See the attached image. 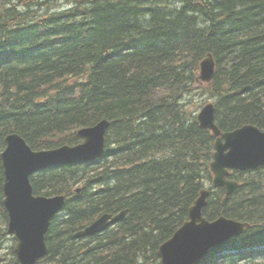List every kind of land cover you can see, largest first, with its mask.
<instances>
[{
  "label": "trees",
  "instance_id": "obj_1",
  "mask_svg": "<svg viewBox=\"0 0 264 264\" xmlns=\"http://www.w3.org/2000/svg\"><path fill=\"white\" fill-rule=\"evenodd\" d=\"M208 54L214 76L198 86ZM196 91L222 132L264 131V0H0V154L9 134L47 150L109 122L100 158L30 176L35 195L65 197L44 261L160 264L159 246L212 180L215 137L196 121ZM230 178L236 191L222 205L224 189L210 188L203 216L251 227L200 264H264V168ZM2 184L0 162V243ZM123 210L103 234L73 238ZM13 252L1 264H18Z\"/></svg>",
  "mask_w": 264,
  "mask_h": 264
},
{
  "label": "water",
  "instance_id": "obj_2",
  "mask_svg": "<svg viewBox=\"0 0 264 264\" xmlns=\"http://www.w3.org/2000/svg\"><path fill=\"white\" fill-rule=\"evenodd\" d=\"M199 80L208 83L214 76V61L211 55L203 60ZM202 129L211 130L216 136L214 158L210 164L212 185L225 188V203L237 188V182L228 180L230 170L247 171L264 167V132L257 127L244 125L232 132L221 133L215 124L213 104L206 105L198 114ZM108 123L102 122L78 136L84 143L44 151H32L18 136L5 138L6 148L1 154L3 167L4 206L9 217V233L15 234L17 259L20 264H36L46 256L48 249L45 234L50 220L64 206V197H35L29 181L32 173L75 162H89L104 152L105 133ZM208 192L189 209V219L165 242L159 251L161 264H200L214 248L240 235L248 224L220 217L208 221L202 216ZM125 213L113 218L103 215L92 225L78 232L75 237L91 236L105 230L109 225L124 218Z\"/></svg>",
  "mask_w": 264,
  "mask_h": 264
},
{
  "label": "bare ground",
  "instance_id": "obj_3",
  "mask_svg": "<svg viewBox=\"0 0 264 264\" xmlns=\"http://www.w3.org/2000/svg\"><path fill=\"white\" fill-rule=\"evenodd\" d=\"M57 5V8H56V10L58 9V8H60L61 7V5H63V3H61L60 1H59V4H56ZM60 5V6H59ZM209 55H211V54H208L204 59H206ZM211 57H212V55H211ZM203 59V60H204ZM203 60L201 61V63L203 62ZM214 61V60H213ZM200 63V69H199V75H198V77H197V79L195 80V83H198L199 85L198 86H201V85H204V84H206V83H204V82H202V81H200L199 80V76L201 75V72H202V64ZM198 86H195V88H197ZM208 104H213V102H210V101H208L207 103H205L204 105H202L201 106V108L196 112V121H197V123H198V125H199V127H200V124H199V121H198V114L202 111V109L206 106V105H208ZM213 106H214V104H213ZM214 109H215V106H214ZM102 122H107L108 123V126H109V122L107 121V120H102V121H100V122H98L97 124H95L94 126H90V127H83V128H80V129H78L77 131H76V133H75V136H76V138L78 139V138H80L79 136H78V133L79 132H81V131H83V130H89V129H92V128H94L95 126H97L98 124H100V123H102ZM108 126H107V128H108ZM251 126H253V125H251ZM253 127H256V126H253ZM201 128V127H200ZM202 129V128H201ZM259 129V128H258ZM205 130H208V129H205ZM261 132H264L263 130H261V129H259ZM232 132V131H231ZM225 133H227V132H225ZM11 135H15V136H18L24 143H25V141L21 138V136H19L18 134H11ZM80 142L77 144V145H79V144H82V143H84V140L83 139H78ZM26 144V143H25ZM27 145V144H26ZM28 146V145H27ZM62 146H64V145H62ZM62 146H60V147H62ZM67 146H70V145H67ZM73 146H76V145H73ZM57 148H59V147H57ZM4 151V150H3ZM3 151L1 152V154L3 153ZM104 151H105V144H104ZM104 153V152H103ZM1 154H0V156H1ZM103 155V154H102ZM101 155V156H102ZM100 156V157H101ZM100 157H98V158H100ZM97 158V159H98ZM96 160V159H95ZM94 161V160H93ZM1 162V161H0ZM89 162H91V161H89ZM80 163H87V162H75V163H69V164H65V165H71V164H80ZM57 166H61V165H57ZM1 167H2V164H1ZM52 167H55V166H52ZM35 173H37V172H35ZM35 173H32L30 176H32V175H34ZM2 174H3V167H2ZM30 176H29V178H30ZM3 186H4V175H3V184H2V197H3V201H2V203L4 202V200H5V197L3 196ZM237 186H238V183H237ZM202 191H204V190H202ZM202 191H201V193H202ZM207 192H208V190H206ZM201 193H200V195H199V197L201 196ZM209 193V192H208ZM207 196H208V194H207ZM198 197V198H199ZM65 198V197H64ZM207 198V197H206ZM224 202V201H223ZM222 202V205L224 204ZM3 206H4V203H3ZM4 208H5V210L7 211V213H8V210L6 209L7 207H5L4 206ZM61 212V211H60ZM59 212V213H60ZM125 213L126 211L125 210H123V211H121L120 213H118V214H116V215H113V214H111L112 215V217L113 218H115L116 216H118V215H120L121 213ZM58 213V214H59ZM123 219V218H122ZM121 219V220H122ZM121 220H118V221H116L115 223H117V222H119V221H121ZM228 220H232V219H228ZM232 221H235V220H232ZM235 222H238V221H235ZM244 224H247V223H244ZM249 225V224H248ZM8 229H9V221H7V225H6V233H7V235L8 236H10L12 239H13V241H14V245H13V247H11L12 249H13V253H14V259H15V261L18 263V264H20V262L18 261V259H17V253H16V250H15V247H16V245H17V240L15 239V234H13V233H9V231H8ZM243 233V232H242ZM241 233V234H242ZM240 234V235H241ZM240 235H238V236H240ZM172 236H173V234H172ZM171 236V237H172ZM238 236H236V237H238ZM170 237V238H171ZM236 237H234V238H236ZM169 238V239H170ZM169 239H167L166 241H168ZM233 239V238H232ZM231 240V239H230ZM165 241V242H166ZM229 241V240H228ZM227 241V242H228ZM165 242L163 243V244H161L160 246H159V248H158V250H157V255H158V258H159V263L161 264V260H160V257H159V251H160V249H161V247L165 244ZM223 246V245H222ZM221 247V246H220ZM2 261H3V258H1L0 257V264L2 263ZM51 264H60V263H57V262H53V263H51Z\"/></svg>",
  "mask_w": 264,
  "mask_h": 264
},
{
  "label": "rangeland",
  "instance_id": "obj_4",
  "mask_svg": "<svg viewBox=\"0 0 264 264\" xmlns=\"http://www.w3.org/2000/svg\"><path fill=\"white\" fill-rule=\"evenodd\" d=\"M60 6V5H59ZM62 7H66L65 3H63V5H61ZM196 96L192 97L191 100L194 103V105L196 106V104H198V106H202L205 103H207L208 101L212 102L211 99H209L206 95H202L199 94L198 91H196ZM194 109V106H193ZM14 245V241L10 236H6L5 239H3L0 243V257L3 258V260H6V257L9 255V249L11 247H13Z\"/></svg>",
  "mask_w": 264,
  "mask_h": 264
}]
</instances>
